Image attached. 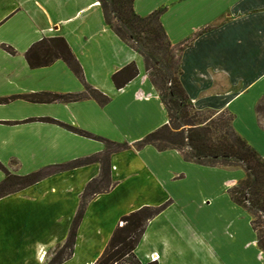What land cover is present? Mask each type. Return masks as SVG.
Masks as SVG:
<instances>
[{"label": "crops", "instance_id": "obj_1", "mask_svg": "<svg viewBox=\"0 0 264 264\" xmlns=\"http://www.w3.org/2000/svg\"><path fill=\"white\" fill-rule=\"evenodd\" d=\"M158 10L172 45H184L180 80L195 109L230 112L235 131L264 158V124L257 113L264 98V0L134 2L141 17ZM54 37L66 40L85 82L108 104L87 97L49 103L23 98L85 93L63 61L29 66L28 50ZM131 63L138 77L116 89L112 76ZM168 123L144 58L106 24L96 0H0V162L20 177L49 169L42 181L0 199V264H95L122 217L165 204L135 251L142 264H264L251 215L229 194L245 178L242 169L136 147ZM98 138L114 144L106 160L110 186L89 200L72 255L52 261L68 240L86 187L103 174L98 162L63 167L104 156L107 144ZM5 178L0 170V185Z\"/></svg>", "mask_w": 264, "mask_h": 264}, {"label": "trees", "instance_id": "obj_2", "mask_svg": "<svg viewBox=\"0 0 264 264\" xmlns=\"http://www.w3.org/2000/svg\"><path fill=\"white\" fill-rule=\"evenodd\" d=\"M96 1L102 8L106 24L119 39L144 58L146 72L168 111L169 123L146 136L136 144V147L152 145L159 151L176 150L187 162L231 170L242 169L245 172V178L231 188L229 194L235 204L251 215V224L257 235V245L264 254V158L235 131L234 116L230 112L214 113L195 109L180 80L182 74L180 53L184 45L174 47L170 42L161 23L163 10L141 17L134 11L135 0ZM4 48L11 54L15 53L10 47L4 46ZM25 57L33 69L48 67L57 61L65 62L83 82L85 93L67 96L40 94L23 98L32 102L49 103L77 101L87 97L101 105L109 103L110 99L107 96L87 85L81 65L63 37L43 39L34 44ZM138 75L137 65L131 63L115 73L112 81L116 89L121 90ZM263 110L264 98L257 106L259 117ZM207 113L210 115H206ZM223 114L228 118H225ZM70 129L82 136L93 138L88 133ZM99 140L105 142L108 149L109 146H114L109 141ZM103 160L97 156L75 161L63 168L74 169L95 162L104 164ZM0 170L6 175L0 185V199L40 182L48 174L16 176L9 173L1 162ZM108 174L107 167L103 165L101 178L93 180L86 187L68 240L59 251L61 256L65 253L68 256L72 255L77 230L88 202L95 195L108 190L110 186ZM168 205L143 207L122 217L123 225L117 227L105 251L95 264H142L135 251L149 222L163 212Z\"/></svg>", "mask_w": 264, "mask_h": 264}, {"label": "rangeland", "instance_id": "obj_3", "mask_svg": "<svg viewBox=\"0 0 264 264\" xmlns=\"http://www.w3.org/2000/svg\"><path fill=\"white\" fill-rule=\"evenodd\" d=\"M178 49H179V48H178ZM206 115L209 116L210 114L207 113ZM223 115H224L225 118H228L227 115H225V114H223ZM259 118L261 119V122L264 124V110L261 112ZM109 149H110V151H109ZM109 149H108V146H107V153H106L104 156H98V157H101V158L104 159V160H103V161L105 162V163L103 162V163H104V164H103L104 166H106V160H107V158H108V154H109L111 151H113L114 147H113V146H109ZM101 164H102V163H101ZM47 172H49V169H48V170H45V169H44V170H41V171H39V172H37V173H47ZM37 173H31L30 175L37 174ZM27 176H29V175H27ZM23 177H25V176H23ZM45 177H46V176H45ZM45 177H44V178H45ZM44 178H43V179H44ZM43 179H42V180H43ZM42 180H41V181H42ZM45 184H47V183H45ZM104 186H105V185H104ZM41 203H43V202H41ZM104 206H105V205H104ZM42 233H43V235H45V231H43ZM59 253H60V252H58V253L56 252V255H55L54 257L51 258L52 261H54V260H56V259H59V257H61V255H60ZM65 254H66V253H65ZM65 254H64V255H65ZM47 259H49V256L46 258V260H47ZM48 264H52L51 261H50ZM127 264H130V263H127Z\"/></svg>", "mask_w": 264, "mask_h": 264}, {"label": "built area", "instance_id": "obj_4", "mask_svg": "<svg viewBox=\"0 0 264 264\" xmlns=\"http://www.w3.org/2000/svg\"><path fill=\"white\" fill-rule=\"evenodd\" d=\"M120 225L122 226L123 224L121 223ZM40 254H42V251L40 252ZM45 257H46V253H44V254L41 256L40 260L43 261V260L45 259ZM158 259H159V257L156 256V257H152L150 261H151V262H156Z\"/></svg>", "mask_w": 264, "mask_h": 264}]
</instances>
